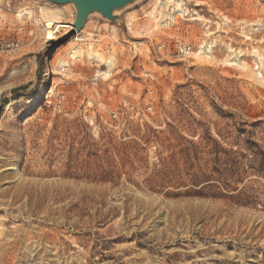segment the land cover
I'll return each instance as SVG.
<instances>
[{
	"label": "rangeland",
	"instance_id": "374dc122",
	"mask_svg": "<svg viewBox=\"0 0 264 264\" xmlns=\"http://www.w3.org/2000/svg\"><path fill=\"white\" fill-rule=\"evenodd\" d=\"M156 1L0 0V264H264V0Z\"/></svg>",
	"mask_w": 264,
	"mask_h": 264
},
{
	"label": "bare ground",
	"instance_id": "6f19581e",
	"mask_svg": "<svg viewBox=\"0 0 264 264\" xmlns=\"http://www.w3.org/2000/svg\"><path fill=\"white\" fill-rule=\"evenodd\" d=\"M157 1H156V6H160L161 3L157 2ZM64 5L65 4H63L61 6H54L52 11L47 10L46 8L42 7V8H40L41 16L39 18L35 17L33 20L35 23H38V22H42V19H43L44 25H43L42 32L44 33V35L46 36V39H48V40L53 39L54 34L57 31H59L60 28H66V26L60 21L61 13H62V11H61L62 8H60V7H63ZM66 5H68V4H66ZM186 5L187 4L185 3V0H169L167 3L162 5V8L165 10V9H168L170 6L171 7L170 11L168 10L169 12H167L164 15L165 18L161 21V19L164 17V16H162L158 20L156 25L161 26V27L164 25H167L168 24L167 20H169V22H171V23L175 22L177 20L176 16H179V15L184 16L186 14V12L188 11ZM155 8L156 7H154V9ZM27 13L30 14V12H27ZM24 14H26V13H24ZM22 15H23V13H21V14L19 13L18 18L21 17ZM90 17L91 16L88 17L87 21L89 20ZM31 18H32V16H31ZM87 21L83 24V26L81 27L80 30H77V31L75 30L73 32L72 37L69 40L71 43L81 41L79 36L83 32L85 26L87 25ZM110 29H112L111 31H113V28H110ZM210 49H211V47H208V49L206 51L209 53ZM78 55H79V53L73 48V50L70 53V57L75 58ZM90 56H92V53L88 52V57H90ZM96 58L101 62L103 61V63L106 65V67L108 68V71H109V69L112 67V59L109 58V59L105 60L100 56H97ZM238 63H234V64L239 66Z\"/></svg>",
	"mask_w": 264,
	"mask_h": 264
},
{
	"label": "water",
	"instance_id": "95a60500",
	"mask_svg": "<svg viewBox=\"0 0 264 264\" xmlns=\"http://www.w3.org/2000/svg\"><path fill=\"white\" fill-rule=\"evenodd\" d=\"M63 5L70 4L75 17L72 24L73 30H80L89 16L99 17L111 23L120 20L121 13L141 0H47ZM187 0H185V3ZM72 35V32L70 33Z\"/></svg>",
	"mask_w": 264,
	"mask_h": 264
},
{
	"label": "trees",
	"instance_id": "16d2710c",
	"mask_svg": "<svg viewBox=\"0 0 264 264\" xmlns=\"http://www.w3.org/2000/svg\"><path fill=\"white\" fill-rule=\"evenodd\" d=\"M6 103H7V101H6V100H4V101H3V105H6Z\"/></svg>",
	"mask_w": 264,
	"mask_h": 264
}]
</instances>
